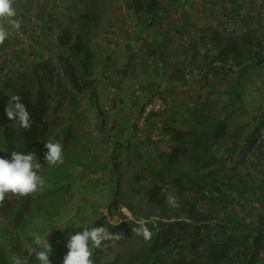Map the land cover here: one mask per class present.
<instances>
[{
	"label": "trees",
	"instance_id": "trees-1",
	"mask_svg": "<svg viewBox=\"0 0 264 264\" xmlns=\"http://www.w3.org/2000/svg\"><path fill=\"white\" fill-rule=\"evenodd\" d=\"M178 1L173 2L175 7H179ZM111 2L15 0L13 6L20 27L12 29L10 37L0 45V158L10 160L13 151L34 152L35 162L41 165L38 175L45 179L46 187L35 198L6 199L0 208V264H11L13 253L20 255L25 264H36L35 254L28 255L34 234L49 238L53 248L51 264H60L67 253V239L61 238L64 225L61 227L60 221L73 204L71 192L77 178L74 161L80 163L85 155L79 150L85 145L78 142L89 135L78 131V126L88 121L87 115L92 111L102 126L109 123L104 118L109 120L106 110L99 107V89L115 85L118 66L111 47L119 45L112 40L113 26L107 24L104 28L99 24L96 7L103 12ZM128 3L139 22L149 20L153 27L152 22L167 9L160 0H128ZM99 29L105 32L106 40L98 35ZM205 35L191 44H207L204 61L197 64L196 57L193 58L180 82L189 83L185 73L194 67L199 69L198 80L213 74L217 80L229 79L228 85L217 90L212 83V98L203 99L201 104L186 105L173 115L166 116L167 108L151 113L144 124L148 132L141 137L131 133L127 145V156L134 155L143 165L139 172L148 174L151 181L147 183H152V193H148L147 199H137L144 203L143 211L123 203L126 193H120L119 184L117 193H113L115 196L107 204L109 217L99 212L92 220L93 227L103 226L112 233L128 224L136 227L129 220L118 226L111 223L110 218H125L122 211L125 206L138 220L157 217L159 231L149 223L147 226L154 232L152 240L145 242L142 238L136 252L115 258L110 255V249L108 252L103 247L92 249L94 264H264V105L252 123L239 122L230 129V120L239 110L240 79L248 67L264 64V40L252 36L248 29L227 37L226 41L219 34L213 35L223 43L213 47L212 38L209 36L207 40ZM150 48L147 46L148 51ZM53 69L59 78L57 88L61 99L71 102V116L63 120L48 117L43 87H39L36 95L28 87L34 84L27 78L30 72L53 75ZM16 94L22 97L31 114V130L13 126L7 118L9 96ZM156 96L152 95L137 111L139 120L146 105ZM113 124L116 127L110 129L113 127L115 135L127 136L130 127L126 130L118 121ZM155 134L168 138V149L155 142ZM136 136L137 143L153 152L150 156L157 159L154 163L159 166L155 170L151 169L153 163L145 165L142 161L144 150L130 146V140ZM50 139L63 145L64 162L59 167H48L44 159L48 151L45 144ZM114 143L123 152L125 145ZM120 162L117 159L114 165L119 166ZM136 179L140 181L143 177L138 174ZM169 195L175 198V207L167 203ZM65 197L69 198L68 202Z\"/></svg>",
	"mask_w": 264,
	"mask_h": 264
},
{
	"label": "rangeland",
	"instance_id": "rangeland-1",
	"mask_svg": "<svg viewBox=\"0 0 264 264\" xmlns=\"http://www.w3.org/2000/svg\"><path fill=\"white\" fill-rule=\"evenodd\" d=\"M180 1L182 0L178 1L179 7H177V5L176 7L178 8V14H180L179 17H183L186 15V13L183 12V9L185 6L189 5V1L191 0H186L183 3ZM194 1H196L195 4L197 6L201 7L200 11L203 9L206 11V5L210 7V9H208L210 16L208 15L209 17L207 18L212 20V22L209 24V27H214L216 22L220 21L221 13L219 6L222 5L220 1L203 0V3L202 0ZM172 5L171 11L175 13V4L173 3ZM222 6L224 7L225 11L231 12V7L229 9V7H226L225 5ZM163 7L168 9V5L165 3ZM167 9L166 12L168 11ZM255 9L256 2L251 3L250 6L248 5L249 15L254 13ZM103 10V12H100L99 8L96 7V11L98 12L99 16V24L103 25L104 28H107L110 26V24L113 26L112 32H114L116 36L113 35L114 37L112 40H114L115 44L119 45V47H114L112 45L111 52L113 53L118 70L114 75V79H116L115 85L108 86L104 89H99V94L101 97L99 100V107L106 110L105 113L108 115L109 120L107 121L106 116L104 118L106 122H109L108 125L106 127L102 126L101 122H99L97 119L98 116L96 112L92 111L87 115V117H89L88 121L78 126V131H85L89 135H87V139L84 138L82 141L78 142L80 145H85V148L81 147V149H79L80 153L84 151L85 155H83V157L81 156L80 163L77 160L74 161V174L77 177L71 192L73 193L72 203L74 205H71L72 207L69 208L67 216L62 218L60 221L61 227L64 225L62 230L63 237L61 238L66 239L69 232L75 234L78 231L82 232L83 227H93V219L95 215L99 214V212L109 217L107 204L111 198L115 196L113 193H117L119 184L121 185L120 193H126L125 198L122 199L123 203L125 205H133L137 211H143L141 206H143L144 203L142 201V203H140V200L137 199H147L148 193H152L150 191L152 183H147V181H151L150 177H148V174L139 172L141 166L136 165L139 162L134 159V155L127 156V153L129 154L127 145L130 134L132 133L135 135L138 133L141 137L148 132L146 126H138L139 117L136 113L141 108L143 103L149 100L152 95L163 97L167 103L166 116H170L173 115V112H180V109L184 110L186 105L189 106L196 103L201 104L203 99L211 97L212 95L210 94V85L212 83L216 84L217 90H222L228 85L229 81L227 78H219L217 80L213 74H211L205 79H193V81H189V83H181V81L180 85H169L170 81L167 80L168 85H166L167 83L165 84L166 80L163 78V74L165 75L164 72L168 70L165 68L168 60L169 63L171 61L180 63V60L183 61L185 57L186 59L183 61V64L187 68L189 65H191L189 63V59H193L194 55H186L185 53H182L180 45L178 50L176 49L175 54L170 50L168 51L166 48L165 52L168 51L169 57L168 59L163 60L162 66L160 62L156 61L155 57H151V49L154 46V38L159 36V34L156 32V28L158 27H156L157 25L155 20L152 22L154 27L150 26L149 20L148 22L144 20L139 22V17H135L130 11L128 0H112L110 5ZM173 13L171 12L172 15ZM176 14L173 15L172 18L174 21L179 20ZM177 21L173 22L174 27H176V24H178ZM163 24L167 26V30L165 27L164 29L166 31H170V28L172 27L171 21H164ZM250 27H253V30H251L252 36L264 40V21L263 26H260L257 20H251L249 21V28ZM114 28L116 30H114ZM159 28L161 29L162 26L160 25ZM77 30H81V28L78 27ZM242 32L245 31L239 30L236 34H241ZM104 33L105 32L99 29L98 35L102 40H106ZM210 35L212 36V33ZM185 37L181 39L185 47L184 49H187ZM191 42L192 44H195L196 41L191 40ZM189 44L190 43H188V47L192 46ZM147 46H151L149 51ZM202 47H204L202 50L205 52L207 44H204ZM105 48L107 49V47ZM141 50H143V52ZM203 51L198 50L197 52L200 53L198 54L197 61H195L197 64H200L204 61ZM187 57L189 61H187ZM155 66L161 67V70L158 68V77ZM248 69L249 70L245 76L240 79L239 90L241 92V97L237 103L239 110L230 120V129H233L234 126L239 122L252 123L253 117L257 114L260 106L264 105V64L248 67ZM179 70L181 78V75L183 76L184 71L182 68H179ZM53 72V75H47L44 71L35 74L30 72L29 77L27 78L34 84L32 86L29 84L28 87L31 89V92L34 95L39 92L40 86L43 87L48 100L49 118H56L60 120L67 119L71 116V102L67 98L61 99V94L57 88V81L59 78L58 75L55 74L54 69ZM155 81L160 82L158 87L157 84H154ZM113 103H116L114 107ZM131 114H133L132 117L127 119L126 117H130ZM116 120L120 123V125L124 126L126 130L128 127H130V130L127 132V136L115 135V132H113V127L115 124H113V122H117ZM111 126H113L112 130L110 129ZM138 129L139 131L137 132ZM155 135V142H159L161 147L168 149V138L161 134ZM115 141H119V143L125 145L123 152L118 148L119 145L114 143ZM137 141V136L135 139H131L130 146L132 148L137 147V150L140 151L144 150L145 161L148 164L153 163L151 169L155 170L159 165L154 163L157 159L150 156L153 155V152L146 149L144 145L137 143ZM121 153L123 154L117 158ZM129 157L130 160H128ZM117 159L121 161L119 166L114 165V161ZM138 174L139 176L141 175V177H143V179L140 181L136 179ZM141 188H143V190ZM143 193H146L147 196ZM84 199H86V202L83 203ZM68 200L69 198L65 197V201L68 202ZM93 205L95 206L94 208ZM125 209H127V211L130 212L133 217H135L128 208L123 206L122 211L125 215V218H119L118 216L112 219L110 218V221L113 225L118 226L122 222L128 220L132 221L127 218V214L124 211ZM135 219L138 220L136 217ZM67 223H69L68 227H66ZM133 227L134 226H130L128 224L117 231L121 233V239L116 241L113 246H109L107 248L103 247L104 252L111 250L110 255L112 258H115L117 255L123 253L136 252L140 247L142 237L135 236L132 233L131 228ZM60 264H63V261H60Z\"/></svg>",
	"mask_w": 264,
	"mask_h": 264
},
{
	"label": "clouds",
	"instance_id": "clouds-1",
	"mask_svg": "<svg viewBox=\"0 0 264 264\" xmlns=\"http://www.w3.org/2000/svg\"><path fill=\"white\" fill-rule=\"evenodd\" d=\"M15 0H0V45L10 37L12 29H19L20 23L16 19L17 10L13 6ZM8 25V27H5ZM7 118L13 122V126H18L26 131L31 130L32 119L27 107L22 103V97L18 94L9 96L8 104L5 108ZM48 150L45 153V161L48 167H59L63 164V145L59 141L48 140L45 144ZM34 152L27 154L20 151H13L11 159L0 158V208H3L5 201L13 197L17 200L28 197L35 198V194L46 187L45 179L38 175L41 168ZM167 203L175 207V198L171 195L167 197ZM127 218L132 220L137 226L131 228L135 236H140L145 242H150L154 232L147 225L151 223L153 229L159 231L156 221L157 217H152L150 221L136 220L127 209L124 210ZM121 239V233H112L103 226L83 227L82 232L67 236V253L63 257V264H94L92 259V249H101L113 246ZM111 242V243H105ZM33 247L28 255L35 254L36 264H51L49 259L53 248L49 243V238L34 234L32 238ZM11 264H25L24 259L16 254H12Z\"/></svg>",
	"mask_w": 264,
	"mask_h": 264
},
{
	"label": "crops",
	"instance_id": "crops-1",
	"mask_svg": "<svg viewBox=\"0 0 264 264\" xmlns=\"http://www.w3.org/2000/svg\"><path fill=\"white\" fill-rule=\"evenodd\" d=\"M174 1H176V0H160V2L162 3V6L164 5V3L166 5H168V9H167L168 11L166 13H164L163 16H160L161 18H158L155 20L156 21L155 23L157 25L156 27H158V28H156L157 29L156 32H157V34H159V36H158L159 38L158 37L154 38V41H153L154 46L151 49L152 50L151 57L152 58L155 57L156 61L160 62L162 66H163V64H162L163 60L168 59V57H169L168 51L170 50L171 52H173L175 54L176 49L178 50V48H179V45H180V49H181L182 53H185L186 55L192 54V55H194V57H196V60H197L198 56L195 55V53L198 52V50L203 51L199 48V47H202L203 43L201 42L202 45L197 44V45H192V46L188 47V43L192 44V42L189 41L190 38H193L195 41H199V38L201 39V37L204 34H206L205 35L206 39L208 40V38L210 36L212 38L211 39L212 44L214 45L213 47H217V46L223 45L222 40L226 41L225 38L228 37V36H224L221 34H219V35L224 37L222 40L218 39V37H213V35H215V34H213L211 32V30H209L210 29L209 24L212 22V20H209L207 18L210 16V13H208V9H210L209 6H207V5L205 6L206 11H204V9L200 11L201 7H199L195 4L196 1L191 0V1H189V5L185 6L183 9V12H185L186 15L183 17H179L180 14H178V12H177L178 11L177 7L175 9L176 10L175 13H173V11H171V7L173 6L171 4ZM219 1L222 5L229 7V9L232 5L234 12H236L240 16V20H241V23L243 26L242 27L243 31H248V29H249V31L253 30V27L249 28V21H251V20H257L258 24L260 26H263L262 21H264V0H219ZM183 2H185V1H183ZM253 2H256V9H255L254 13H251V15H249L248 5L250 6L251 3H253ZM202 3H203V0H202ZM171 12L173 13V15H175L177 13L176 15L179 18L178 21L176 20L178 22V24H176V27H174L173 22H176V21H174L172 19L173 15L171 14ZM205 13H207V14H205ZM164 21H166V22L171 21L172 27L170 28V31H166L167 26L165 24H163ZM160 25L162 26L161 29L159 28ZM164 27L166 28V30L164 29ZM204 31H205V33H204ZM211 33H212V36L210 35ZM182 36L183 37L188 36V37H185V40H186L185 43L187 44L186 45L187 49H184L185 47H184L182 39H181V38H183ZM180 41H181V43H180ZM194 46H197V47H194ZM166 48L168 49L167 52H165ZM141 51L143 52V50H141ZM149 55H147V56H149ZM185 59L186 58L184 57L183 61ZM189 60L192 61V59H189ZM189 60L187 57V61H189ZM183 61L180 60V63L179 62L176 63V62L171 61L169 63V60H168V62L165 65V68L168 70H166L167 72L163 71L165 73V75L163 74V78L166 80L165 81V84L167 83L166 85H168L167 80L170 81L169 85H172V84L173 85H180L181 78H180L179 68H182L184 71L185 65L183 64ZM199 61H202V60H199ZM158 68L161 70V67H156L157 77H158V73H159ZM181 77H183V76L181 75ZM156 80H157V78H156ZM157 82L158 81H155L154 84H157V87H158L160 85V82H158V83ZM160 92H161V90H160ZM139 161H141V159ZM143 161H144V164L147 165L145 159ZM136 165L143 166L140 163H138Z\"/></svg>",
	"mask_w": 264,
	"mask_h": 264
},
{
	"label": "built area",
	"instance_id": "built-area-1",
	"mask_svg": "<svg viewBox=\"0 0 264 264\" xmlns=\"http://www.w3.org/2000/svg\"><path fill=\"white\" fill-rule=\"evenodd\" d=\"M220 9V21L216 23L211 32L213 34H221L224 36L231 37L236 34L239 30H242V23L240 20V16L234 12L233 7L231 5V12L225 11L222 5L219 6ZM200 76L199 69L190 67L185 73V80L187 82L193 81V79L198 80ZM167 108L166 101L160 97H154L145 107L143 113L140 115V120H138L139 125L144 126L147 117L151 113H160L165 111Z\"/></svg>",
	"mask_w": 264,
	"mask_h": 264
}]
</instances>
